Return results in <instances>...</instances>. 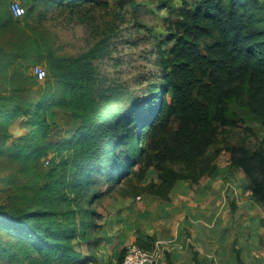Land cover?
<instances>
[{"label":"trees","instance_id":"16d2710c","mask_svg":"<svg viewBox=\"0 0 264 264\" xmlns=\"http://www.w3.org/2000/svg\"><path fill=\"white\" fill-rule=\"evenodd\" d=\"M36 1L43 13L49 6L74 12L76 7L109 4ZM157 5L176 15L173 20L168 16L165 38L142 33L139 39H152L158 48V82L148 77L150 72L145 88L106 84L96 61L109 55L112 39L121 36L120 23L130 11L119 4V10L105 11L110 15L105 26L96 25L100 37L80 54L49 53L60 94L51 91L47 80L49 90L36 103L4 104L6 122L23 112L32 125L26 143L14 148L17 157L54 152L32 194L40 205L14 210L0 206V230L15 239L14 247L0 241L6 255L31 264H81L84 251L87 258L94 257L96 245L113 238L108 224L97 221L101 213L95 205L113 185L127 181L133 189L127 196L151 193L169 200L179 181L194 185L205 176L216 177L224 151L230 153L229 170L249 178L251 192L264 207V2L194 0L191 5L183 0L178 6L173 0H157ZM144 26L138 19L132 27ZM172 42V55L165 58L164 46ZM55 107L69 110L75 126L61 140L50 141ZM150 168L158 180H146ZM105 182L111 185L102 191L99 186ZM135 243L151 248L154 240L137 237ZM232 249L237 263L244 264L241 249L235 244ZM126 250L123 246L115 264L123 261ZM194 261L201 264L196 254Z\"/></svg>","mask_w":264,"mask_h":264},{"label":"rangeland","instance_id":"374dc122","mask_svg":"<svg viewBox=\"0 0 264 264\" xmlns=\"http://www.w3.org/2000/svg\"><path fill=\"white\" fill-rule=\"evenodd\" d=\"M182 1L173 0L178 6L182 4ZM186 1L191 5L194 3V0ZM108 2V8L97 5L85 6L76 7L74 12H70L65 8L53 9L49 6L43 13L42 7L36 0H0V99L5 97L4 100H0V206L14 210L16 206L26 207L34 204L38 207L40 205L38 196L34 197L32 194L37 191V185L44 180L46 172L51 167L52 163L49 161L54 152L50 149L42 157L37 155L30 158L17 157L14 148L18 149L26 143L32 125L29 122V116L23 112L9 122L4 120V114L15 103L23 104V106L25 102L36 103L49 90L46 86L47 80H50L51 91L59 93L60 88L55 85L50 71L49 53L54 55L80 54L100 37L101 27H96V25L105 26L106 20L110 17L105 11L119 10L116 5L121 4L130 13L126 17L127 20L120 23L123 27L120 32L121 36L112 39L111 53L96 61L99 70L106 77V84L123 85L127 82L132 88H145V75L150 72L148 77L154 82L159 81L160 71L154 63L159 55L158 48L153 46L152 39L145 41L139 39L142 38V33H146V36L148 33L161 39L165 38L170 33L167 28L169 20L170 18L176 19V15L170 8L157 5V0H108ZM19 6L25 9L21 15L15 12ZM131 17L133 19L129 20ZM138 19L144 23L143 29L132 27ZM174 42L164 46L165 58L172 55L170 50ZM40 70L45 71L42 77L39 75ZM157 85L160 86V83ZM144 95L146 93L142 94ZM4 104H7L8 108ZM70 113L62 107H55V123L52 125V131L47 140L58 141L68 135L75 126ZM232 140L237 141L238 134L235 133ZM250 142L254 144V140ZM229 160L230 153L224 151L219 159L221 168L226 167ZM228 174L232 180L229 178L227 182ZM228 174L224 176L225 180L222 178V181L215 182L217 186L225 182L222 186L223 195L229 204L219 212V218L224 223H215L212 226L207 220L208 213L204 215L202 213L196 220L194 219L195 226L192 224L190 228L185 227L188 237L184 238V242L181 238L178 240L169 239L168 236L156 239L153 237L154 242L157 239L168 240L177 248V253L174 254V258H177L175 264L181 260H188L187 264H195L193 259L195 254L200 258L201 264H238L232 249L233 244L241 249L244 264H264V207L251 192L253 185L245 174L243 178H247L246 183L239 186L236 182H239L237 178L240 180L243 176L242 172L231 169ZM206 177L202 178L203 183ZM150 178L158 180L154 168L146 172V180ZM108 185L111 183H102L99 189L104 191ZM127 191L133 192V189L127 181H124L113 185L96 201V208L102 212L101 216L97 217L98 222L107 223L105 221H108L111 216L112 204H116V200L122 197H131L126 195ZM177 194L179 195V191ZM202 211L208 212L209 210ZM166 232L169 233L164 229L162 235ZM0 241L8 246H15L13 235L5 234L1 230ZM116 242L117 240L112 238L106 243V248H108L106 260L110 264H115L120 250L123 246L127 247V244L116 245ZM102 244L96 247L100 250ZM86 249L87 246L84 244L83 250ZM171 253V249L167 250L165 257L170 264H173ZM100 259L101 256L91 261V264H102ZM0 264L31 263L23 258L18 261L11 255L3 253L0 248ZM81 264L87 263L83 261Z\"/></svg>","mask_w":264,"mask_h":264},{"label":"crops","instance_id":"0c3cea01","mask_svg":"<svg viewBox=\"0 0 264 264\" xmlns=\"http://www.w3.org/2000/svg\"><path fill=\"white\" fill-rule=\"evenodd\" d=\"M262 1L264 2V0ZM228 172V166L221 168L220 165L219 174L214 178L206 177L205 183L201 180L198 184L190 185L187 181H179L174 185L169 201L158 198L151 193H143L136 198L122 197L120 200L117 199V203H113L111 206L110 218L108 221H105L108 224V228H110L109 230L113 233V239L117 240L116 245L120 241L123 242V245L136 242L137 237H154L156 239L157 237L162 238L168 236L167 238L169 239L180 240L181 238V241L184 242V238L186 236L188 237L185 227L190 228L192 224L195 226L196 218L198 215H202V213L203 215L208 213L209 218H206L212 226L215 223H224L219 218V212L220 210H224L229 204L223 195L224 191L222 186L225 182L218 186L216 183L222 181V178L224 179V176ZM243 177H245L244 174L240 180L237 178V181L240 183L236 182V185L239 186L242 183H246L245 179L247 178ZM229 178L232 180V177L229 175L227 182ZM178 191L179 195L177 194ZM207 209L209 210L208 212L202 211ZM164 229L168 230L169 233L166 232L162 235ZM260 233L262 234V231ZM214 236L216 235L214 234ZM104 243L100 250L96 248V255L94 256L95 258L91 257L94 258L92 260L89 257L87 258L89 254L84 251L82 261L91 264V261L97 260L99 256H101L100 260L102 264L108 261L106 260L108 258V248H106V242ZM171 252V258L174 260L173 264H175L177 258H174V254L177 253V248L172 246ZM187 262L189 261L181 260L180 262H176V264H187ZM160 263L170 264L166 260V257Z\"/></svg>","mask_w":264,"mask_h":264},{"label":"built area","instance_id":"2783aa9c","mask_svg":"<svg viewBox=\"0 0 264 264\" xmlns=\"http://www.w3.org/2000/svg\"><path fill=\"white\" fill-rule=\"evenodd\" d=\"M23 7H17L15 12L17 15L24 13ZM45 74L44 70H40V76ZM173 245L170 241L157 239L151 248H144L133 242L127 245L124 259L119 264H160L164 259L166 251L170 250Z\"/></svg>","mask_w":264,"mask_h":264}]
</instances>
